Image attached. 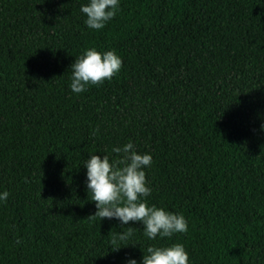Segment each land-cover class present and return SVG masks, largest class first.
Segmentation results:
<instances>
[{
    "label": "trees",
    "instance_id": "obj_1",
    "mask_svg": "<svg viewBox=\"0 0 264 264\" xmlns=\"http://www.w3.org/2000/svg\"><path fill=\"white\" fill-rule=\"evenodd\" d=\"M87 2L0 0V264H139L176 242L190 264H264V0H120L100 30ZM90 47L121 69L72 93ZM129 139L152 155L144 199L187 232L149 240L129 222L120 240L129 225L87 218L82 162Z\"/></svg>",
    "mask_w": 264,
    "mask_h": 264
},
{
    "label": "clouds",
    "instance_id": "obj_2",
    "mask_svg": "<svg viewBox=\"0 0 264 264\" xmlns=\"http://www.w3.org/2000/svg\"><path fill=\"white\" fill-rule=\"evenodd\" d=\"M120 0H88L80 5L85 15L84 24L89 29L100 30L105 27L119 11ZM122 59L109 49L99 51L95 47L85 48L69 69L68 87L72 93L79 94L89 85H97L111 80L121 69ZM260 130L264 131V124ZM113 153L119 158L111 159L108 154H89L82 162L85 172V188L95 202L96 211L87 218L114 219L120 226L129 222H139L145 237L171 238L175 233H185L188 222L182 213L172 212L155 204H149L145 197L151 193L146 183L145 169L152 164V155L138 152L134 142L129 139L122 146H113ZM9 197L7 189L0 191V203ZM132 234V226L118 233L120 240ZM119 248V247H118ZM116 248V249H118ZM124 264H138L134 257H127ZM139 264H190L188 252L182 243L176 242L161 246L149 245Z\"/></svg>",
    "mask_w": 264,
    "mask_h": 264
}]
</instances>
